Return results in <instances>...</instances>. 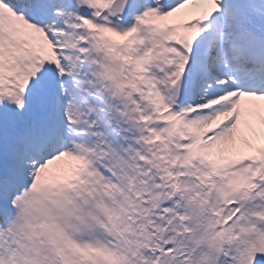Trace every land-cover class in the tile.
<instances>
[{"label":"snow or ice","instance_id":"obj_1","mask_svg":"<svg viewBox=\"0 0 264 264\" xmlns=\"http://www.w3.org/2000/svg\"><path fill=\"white\" fill-rule=\"evenodd\" d=\"M0 264H264V0H0Z\"/></svg>","mask_w":264,"mask_h":264}]
</instances>
